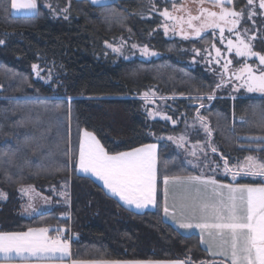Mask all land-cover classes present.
<instances>
[{
  "label": "trees",
  "instance_id": "16d2710c",
  "mask_svg": "<svg viewBox=\"0 0 264 264\" xmlns=\"http://www.w3.org/2000/svg\"><path fill=\"white\" fill-rule=\"evenodd\" d=\"M187 1L175 0L176 7ZM37 2L40 15L30 19L13 15L11 0H0V192L5 194L0 198V229L43 226L51 232L62 226L73 259L228 264L211 257L197 234H183L163 219L160 191L165 175L195 173L166 137L191 129L198 109L216 144L212 159L220 165L218 171L222 156L229 166L245 155L264 161V151H256L264 149V95L215 92L222 64L231 60L232 67L239 61L225 52L218 30L189 39L177 29L165 33L164 22L171 19L161 13L172 10L173 0H110L105 6L89 0ZM245 5L246 0H233L230 7L239 11ZM254 10L257 14L251 19L245 14L239 27L255 35L250 43L264 54V11ZM169 12L175 17L177 9ZM144 46L157 55H142ZM215 48L221 49L220 63L215 62ZM150 91L166 99L171 119L148 117L143 96ZM209 95L215 98L208 100ZM82 129L110 153L157 144L154 209L133 211L77 172L75 149ZM239 182L264 180L244 177ZM23 186L48 196L51 209L21 216Z\"/></svg>",
  "mask_w": 264,
  "mask_h": 264
},
{
  "label": "snow or ice",
  "instance_id": "6c2138e0",
  "mask_svg": "<svg viewBox=\"0 0 264 264\" xmlns=\"http://www.w3.org/2000/svg\"><path fill=\"white\" fill-rule=\"evenodd\" d=\"M91 2L94 5L105 6L107 0H91ZM210 2L213 7L220 9L219 12L203 8L204 0H200L199 14L191 15L189 13L186 20L183 17L172 16L168 9H165L161 15L176 21L172 28L175 30L179 25L184 39H189V34L183 28L184 24H187V27L197 38L201 37V34L208 29H212L214 35L215 30L219 29L221 43L225 40V29L228 33L234 34L236 40L234 42L233 39H227L226 51L229 53L234 51L236 57H257L259 65L262 66L254 71L251 65L242 62L238 71L232 73L235 80L242 81L235 90L238 91L243 87L249 93H264V54L253 51L250 41L256 38L255 35L247 36L248 29H244L243 33L238 30V25L245 14L248 19L257 14L254 10L257 7L256 0H246L247 13H245V8L236 11L230 7L233 5V0H210ZM11 8L17 12L28 14L30 19H35L40 15V5L37 0H11ZM173 8H176L175 0H173ZM258 8L264 10V0H258ZM7 10V6H5V11ZM193 21L200 23L198 26H194ZM168 30V26L165 25V33ZM0 44H4V41L0 40ZM213 47L215 46L213 45ZM113 51L120 52V49L113 48ZM140 51L145 56L157 55L147 46L142 47ZM215 53L217 57L215 62L220 63L221 49L215 48ZM231 63V60H226L222 64L225 73L228 72ZM36 67L33 65L34 69ZM216 87L219 88L221 85L217 84ZM197 98L203 99V97ZM206 98L212 100L215 97L209 95ZM203 106L201 104L200 107ZM164 119H171V117L165 116ZM148 134L155 135L151 132ZM169 139L172 138L169 137ZM183 139V137L180 138L181 141ZM177 146L180 147L182 144ZM216 151L217 149L213 147L212 152ZM256 151H264V149H256ZM192 155L195 156L196 152L193 151ZM221 158L224 160L225 177H231L230 182L226 184L213 177H204L203 175L171 178L165 175L163 177L164 214L165 216L169 215L167 186L170 179L187 185H203L206 189H210L211 199L199 205L201 212L199 221L181 222L179 227L200 229L202 233L215 230L216 235L220 237L227 235L228 240H225L222 248L212 255L227 256L230 264H264V182L259 184L239 182L244 177L264 178V161L248 156L243 162L237 161L236 165L230 167L229 161L223 156ZM78 164L80 170L85 173L90 172L102 180L111 194L118 196L126 205H134L135 208L142 209L157 203L158 169L157 145L155 143L144 144L128 151L110 153L93 133L85 130L83 138L79 142ZM219 167L218 164L217 168ZM195 191L199 193V188ZM3 197L5 194L0 192V198ZM28 207H31V204ZM55 232L57 235H49L48 227L29 228L27 231L20 232H0V264H13L17 260L21 264H54V262H63L66 258H70L68 240L59 235L61 229H55ZM209 235H212L211 231H209ZM202 242H204L203 239ZM211 247L212 245L209 244V251ZM72 264H79V262L72 261ZM101 264H191V262L116 260L101 262ZM201 264H205V262H201Z\"/></svg>",
  "mask_w": 264,
  "mask_h": 264
},
{
  "label": "crops",
  "instance_id": "0c3cea01",
  "mask_svg": "<svg viewBox=\"0 0 264 264\" xmlns=\"http://www.w3.org/2000/svg\"><path fill=\"white\" fill-rule=\"evenodd\" d=\"M91 2V0H89ZM110 0H107L109 2ZM10 10L13 15H28L23 12H17L11 8L10 4ZM83 131H85L83 129ZM150 144V143H148ZM156 144V143H155ZM157 145V144H156ZM128 151V150H127ZM78 157L79 152L77 154L76 159V170L77 172L87 175L91 177L94 181H96L109 195L113 196L115 199H117L123 206L136 211V212H143L146 210H151L156 207L155 205H148L146 208L137 209L134 205H126L118 196H114L111 194L109 189H107L103 181L97 178L92 173H85L79 168L78 164ZM158 169V164H157ZM203 175L204 177H213L217 179L220 182L223 183H229L227 181L221 180L215 175H212L210 173H188V174H181V175H173L169 176L171 177H188V176H200ZM159 179V178H158ZM158 179H157V191H158ZM160 191H161V214L165 221L169 222L171 225H173L179 232L183 234H191L195 233L198 235L199 241L203 248L207 251V253L214 258H219L222 260H225L228 264H230V260L227 256H220V255H212V253L218 252L225 240H228L227 235L224 237H220L216 235L215 230H208L205 232H201L200 229H182L179 227V223L181 222H187L189 220H193V222L199 221L201 217V212L199 205L207 202L211 199V192L210 189H206L203 185H187L183 182H176L170 179L169 184L167 186V206L169 208V215L165 216L164 214V206H165V194H164V185H163V177L160 178ZM250 184H259V183H250ZM199 188V193L195 191V189ZM25 191H21V190ZM20 195H21V203L19 208V214L23 217H31L35 216L39 213L48 211L52 207V201L48 196H45L38 191H36L32 186H23L20 188ZM31 197V199H30ZM156 200H157V194H156ZM29 202V203H27ZM31 204V207H28V205ZM43 226H33L28 227L23 230H1L0 232H20V231H27L29 228H38ZM209 231L212 232V235H209ZM55 233V230L49 233V235H52ZM59 235L61 238L67 239L69 243V239L67 236H64V232H60ZM202 239L204 242H202ZM206 242V243H205ZM209 244L212 245L211 250L209 251ZM69 252H70V258H66L63 262H54V264H72V261H77L79 264H101V262H107V261H116L114 259H73L71 256V250H70V244H69ZM119 260V259H118ZM126 260H139V259H124L119 261H126ZM142 260H153V261H161V262H171V261H183L180 259H172V260H163V259H142ZM13 264H21L20 261H14Z\"/></svg>",
  "mask_w": 264,
  "mask_h": 264
},
{
  "label": "rangeland",
  "instance_id": "374dc122",
  "mask_svg": "<svg viewBox=\"0 0 264 264\" xmlns=\"http://www.w3.org/2000/svg\"><path fill=\"white\" fill-rule=\"evenodd\" d=\"M180 5H181V8L176 7V8H172V10L177 9V12L175 13V17H183L185 20L187 19V16L189 13L191 15H198L199 14L198 10L201 7L200 0H188L187 2H184L183 4H180ZM256 5H257V7H255V9L258 8V0L256 1ZM202 7L209 9L211 11L219 12L218 10H220L219 8L213 7L210 0H204ZM172 10H169V11H172ZM168 21H170V22L165 23L163 21L164 25H167L168 28L172 30L173 29L172 25L175 24L176 21H174V20H168ZM199 23H200L199 21H193L194 26H198ZM239 25H238V30L241 31V33H243V30L246 29V27L240 28ZM183 28L185 31H187V33L189 35L194 34L192 32V30L187 27V24H184ZM175 29H177L179 32H181V27L179 25H177ZM208 30H210V29H208ZM217 30H218L217 33L219 34V29H217ZM224 36H225V40L223 42V45L226 48H227V39H229V38L233 39L234 42L236 40L235 35L232 33H228L227 29H225ZM247 36H250V35L247 33ZM111 48L113 49L116 47L112 46ZM226 48H225V52L227 53ZM140 49H139V51H140ZM253 51H255V50L253 49ZM255 52H257V51H255ZM233 53H234V51H233ZM237 59L239 60L237 65L229 67L227 73L224 72L223 68L221 69L220 77L217 81V84H220L221 87H219V88L216 87L215 92L221 93V94H224V93L235 94L238 92H242L243 94H250L243 87L239 88L238 91L235 90L236 86L239 85L240 83H242V81L235 80V78L232 76V73L238 71V69L242 66V62H247L249 65H251V67L253 68L254 71H257L258 68L262 67V66L259 65V61H258L257 57H248V58L237 57ZM251 61H254V62L252 63ZM35 73L37 76L40 75L39 70H36ZM257 74H258V72H257ZM46 80H48V78ZM253 93L264 95V93H259V92H253ZM143 99H144V111L146 112V114L148 115L149 118H151V119L157 118V119L163 120L164 117L167 116L165 108H164V106L166 105V99L165 98L160 97V96H156L153 91H150L143 96ZM189 124L191 125L190 127L192 130L191 129H183V131L179 132L177 135H171L170 136L172 138L171 140L175 144V152L178 153L179 156H181V161H183V163H185V165L189 169L193 170V172H195V173H200V174L214 173V174H219L220 176H224L223 168H220L218 171L217 162H215L212 159V157H213L212 156V154H213L212 148L213 147L216 148V144L212 141L211 136L209 135L210 131L208 129L209 127L207 124V120L204 116H202L200 114L199 109L197 110L195 116L190 120ZM194 129L198 130V132L196 133L194 131ZM181 137L184 138L183 141L180 140ZM82 138H83V129L79 132V136H78V140H77V144H76V146H77L75 149L76 159H77V154L79 152V142ZM166 139H169V137H166ZM178 144H182V146L178 147L177 146ZM256 146L258 148L261 147L258 144H256ZM193 151L196 152L195 156L192 155ZM248 156L258 158L257 156H254V155H245L240 160V162H243L245 160V158ZM259 160L261 161V159H259ZM157 164H158V158H157ZM234 165L235 164H232V165H230V167H232ZM213 169H215V171H213ZM228 177L231 179L230 176H228ZM251 178L255 179L256 177L255 178L251 177ZM261 179L264 180V178H261ZM221 183H223V182H221ZM54 200L56 201L55 198H54ZM60 202H61V195H60V201H58V203H56V204H59ZM27 203H29V202H27ZM55 229H61V231L63 232L64 227L61 226V227L53 228V230H55Z\"/></svg>",
  "mask_w": 264,
  "mask_h": 264
}]
</instances>
